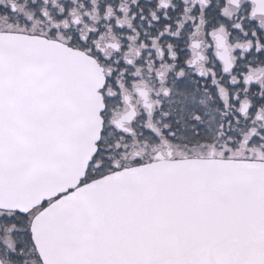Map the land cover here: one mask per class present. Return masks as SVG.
Instances as JSON below:
<instances>
[{
    "label": "snow or ice",
    "instance_id": "1",
    "mask_svg": "<svg viewBox=\"0 0 264 264\" xmlns=\"http://www.w3.org/2000/svg\"><path fill=\"white\" fill-rule=\"evenodd\" d=\"M0 264H264V0H0Z\"/></svg>",
    "mask_w": 264,
    "mask_h": 264
}]
</instances>
